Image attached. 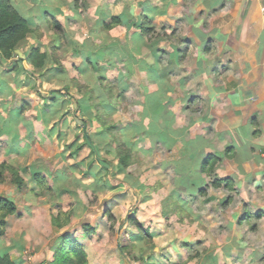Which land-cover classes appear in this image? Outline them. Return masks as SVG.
<instances>
[{
	"label": "rangeland",
	"instance_id": "rangeland-1",
	"mask_svg": "<svg viewBox=\"0 0 264 264\" xmlns=\"http://www.w3.org/2000/svg\"><path fill=\"white\" fill-rule=\"evenodd\" d=\"M67 1L70 6L52 9L64 24L68 44L72 42L58 53L60 62L69 69L65 80L64 73L57 74L55 68L29 78L9 73L7 66L0 65V76L7 84L0 83V162L19 168L25 179L22 190L10 182L8 172L0 183V196L17 205V211L7 216L4 234L0 235V252L8 251L19 264H31L32 256L47 247V262L49 255L53 257L58 238L69 231L84 244L93 263L147 264L135 258L143 253L145 258L170 261L168 264H264V215H259L256 204L259 193L235 187L236 183L230 188L215 186L214 180H224L226 174L202 172L201 163H196V147L192 141L186 143L194 139L191 137L196 130L208 129L210 77L206 71L202 73L208 61L200 59L199 54L206 49L209 56L221 54V46L214 39L204 44L194 41L196 29L192 25L198 18L192 12V0L180 8L184 10L177 21L176 9L165 14L156 8L155 13L146 11L151 2H156L158 8L156 0H77L76 7V0ZM15 2L22 11L31 7L29 0ZM102 11H107L108 20L123 12L137 22L151 18L162 37L157 47L164 52H158L157 47L151 49L149 39L135 38L134 28L116 25L105 30L99 24ZM166 14L173 19L171 23L163 21L166 16H158ZM203 16L199 24L202 27L207 23V14ZM52 34L47 31L41 42L48 43ZM78 48L79 54L75 51ZM85 55L99 63L107 77L104 85L77 70V66H85ZM88 78L99 90L111 88L115 96L124 94L119 101L111 99L116 111L104 115L115 124L106 140L95 135L102 128L95 119L96 109L101 108L98 99L89 100L91 93L79 91L74 81L84 84ZM65 82L71 83L70 96L62 93ZM53 95L56 101L50 100ZM82 98L92 106L77 109L75 100ZM157 100L165 102L167 108L154 116L148 106ZM24 104L28 106L22 119H16L18 108ZM42 110L47 112L48 122ZM166 122L169 136L175 139L170 145L156 135L166 128ZM127 126L131 133L126 139L122 129ZM84 129L100 143L101 158L115 167L108 169L109 164L100 162L88 145L72 153L68 145L76 140L84 143ZM204 136L201 146L210 141L206 132ZM124 140L131 158L127 166L120 163L117 149ZM14 147L16 151L8 152ZM34 172L41 173L53 190L40 187ZM105 181L109 188L104 187ZM202 189L206 193H201ZM61 209L73 210L74 215L68 225L57 228L51 218ZM107 209L113 212L115 222L105 214ZM247 211L250 216L243 218ZM134 214L144 228L156 234L152 243H146V249L138 242L139 235L133 236L137 230L129 217ZM85 223L92 224L94 231L82 238Z\"/></svg>",
	"mask_w": 264,
	"mask_h": 264
},
{
	"label": "crops",
	"instance_id": "crops-1",
	"mask_svg": "<svg viewBox=\"0 0 264 264\" xmlns=\"http://www.w3.org/2000/svg\"><path fill=\"white\" fill-rule=\"evenodd\" d=\"M156 1L158 8L156 2H151L146 11L155 13L153 9L156 8L155 11L165 14L176 9L177 21L184 10L180 8L190 0ZM191 8L198 18L191 26L196 29L192 34L194 41L204 44L214 39L221 46V54L209 56L207 49L199 54L200 59L208 61L202 73L206 71L210 77L206 110L208 129L196 130L191 137L194 139L186 143L192 141L196 147V163L203 162L207 153L218 157L213 172H224L233 187L236 183L235 187L256 190L254 194L259 193L256 204L259 213L264 214V157L261 154L264 149V0H192ZM203 14H207L204 27L199 25L206 17ZM158 16H166L162 18L165 22L173 21L170 14ZM214 51L215 48L210 53ZM200 73H197L198 78ZM214 76L219 79L215 80ZM205 132L210 141L201 146ZM89 236L85 234L82 238ZM46 248L32 256L31 264H45ZM87 253L91 264H99L93 263L88 250Z\"/></svg>",
	"mask_w": 264,
	"mask_h": 264
},
{
	"label": "trees",
	"instance_id": "trees-1",
	"mask_svg": "<svg viewBox=\"0 0 264 264\" xmlns=\"http://www.w3.org/2000/svg\"><path fill=\"white\" fill-rule=\"evenodd\" d=\"M77 2L78 1L76 0L75 7L77 5ZM29 4L31 5V7L27 8L25 11H22L15 0H0V65L7 66V72L9 73L16 72V74H26L29 78H36L38 75H44L45 70L55 68L57 74L61 75L64 73L65 80V73L69 74V69L60 62L58 53L60 52L61 47L66 48V46L68 45L71 46L72 42L69 41L68 44L64 24L57 18V13L55 12L59 11L60 7L64 5L70 6V3L67 0H29ZM53 8H55V10H59H56L54 12L52 11ZM101 14L102 16L99 20V24L107 31L111 30L116 25H125L128 29L134 28L136 31L139 30L138 32H134L135 38L137 37L141 40L142 38L149 39L151 49L153 50H155L154 48L157 47L161 41L160 38L162 37H160V34L157 33V27L151 23V18L145 17V19H143L141 22H137L130 19V14L123 12L120 15H112L110 20H108L106 11H102ZM47 31H53V34L48 43L43 44L41 40L43 39ZM30 39L34 40V42L31 43ZM18 49L23 51L24 58L19 57V54L16 52V50ZM158 49V52H164V49L162 47H159ZM75 51H78L77 54H79L81 53V48H78V50ZM179 53L182 55L180 50H178V54ZM182 57L183 55L180 57V59ZM84 62L85 66H77V70L79 71V73L82 75L89 74L90 77L93 76V78L95 77L99 79L102 83L101 85H104L103 82L107 77L104 74V71L101 69L99 63L92 60L88 55H85ZM91 66H93V72L89 73V68H91ZM148 68L152 69L150 66ZM70 81L72 83L73 80ZM74 81L79 86V91H83L85 89L87 92L91 93V96H89L88 98L89 100H92L94 98L98 99L96 103L100 105L101 108L96 109L97 113L95 119L101 123L102 128H100L98 134L95 135L105 139L106 135L112 131L115 124L109 123L104 115H111L113 111H116V105L110 102L111 99L119 101V99H122V96L124 94L118 93L115 96L113 95L111 88H103L102 90H99L98 88H96V86H92V84H94V81L89 80V78L88 80L86 79V83L84 84L79 83L76 80ZM0 83H4L5 85H7L4 81V77L1 76ZM71 83H64L65 86L62 93L67 96H70L69 91ZM88 99H76V108H81L82 110V108L86 109L88 107H91L92 105L88 104ZM50 100L56 101L57 96H50ZM95 105L96 104H94V106ZM27 106L28 105L24 104L20 108H18V111L16 113L17 116H15L16 119H22V115ZM55 108L56 107H54V111ZM166 108V103L162 102L161 100H157L148 106L149 112L154 116L161 115L164 111H166ZM42 111L44 112L45 116L44 121L48 122V116H46L47 112H45L44 110ZM82 121L84 123H89L88 121ZM168 126L169 125L166 122V128L162 131L157 132L156 135L160 140H168V144L170 145V142H175V139L169 136ZM129 128L130 127L127 126L122 129L123 136L126 139L131 133ZM84 137V143L79 144V141L76 140L75 142L68 145V148L72 151V153L77 154L80 149H82L85 145H88L90 148H92L94 154L96 155L95 157L98 158L100 162H102L103 164H109L108 169L112 166L115 167L112 162H108L107 160L101 158L100 143L96 142L93 136H91V134L87 132L86 129H84ZM117 149L119 151L120 163L123 166H127L131 158L126 148V141L123 142V144L118 145ZM16 150L17 149L15 147L9 148L8 152ZM108 151H110V149H108ZM217 162L218 157H213V155L204 157L203 162H201V171L205 174H210L213 171V166ZM6 172L9 173L10 182H12V184H14L18 190H22L23 186L25 185V179L20 174L19 168L6 161L0 162V183L6 180ZM34 177L40 187L45 188L49 191L53 190L51 186H48L45 177L41 175V173L34 172ZM213 184L215 186H219L222 184L223 186H227L229 188L233 185L230 178H226L224 180L215 179ZM109 186V183H106L105 181L104 187L109 188ZM111 187L114 188L115 186L111 184ZM201 193L204 194L206 193V191L202 189ZM16 211L17 205L12 199L0 196V235L4 234V227L7 224V216L9 214L15 213ZM105 214L108 215L110 221L115 222V216L111 210L107 209L105 211ZM73 215V210L64 211L61 209L57 214L52 215V224L57 228H63L70 223ZM259 215L264 214L259 213ZM249 216L250 213L248 211L243 214V218H248ZM129 221H131L132 225L135 226L137 230V232H135L133 236H135V234L137 233L140 237L138 239V242L143 243L142 248L146 249V243H152L156 234L152 232L150 228H144L135 214L129 217ZM82 228L85 231L86 235H91V233L94 231V227L89 223L83 224ZM133 236H129V239L131 241H133ZM52 251L53 257L51 259H48L46 264H91L88 259V253L84 248V244L80 243L77 237L72 235V232L68 231L62 233ZM135 258H138L147 264H168L170 262H163L161 260L159 262H155L150 256H147L145 258L143 253H140V255H138V257L136 256ZM0 264L19 263L11 256L8 251H3L0 252ZM174 264L183 263L178 262Z\"/></svg>",
	"mask_w": 264,
	"mask_h": 264
},
{
	"label": "water",
	"instance_id": "water-1",
	"mask_svg": "<svg viewBox=\"0 0 264 264\" xmlns=\"http://www.w3.org/2000/svg\"><path fill=\"white\" fill-rule=\"evenodd\" d=\"M16 52L21 56V57H24L22 51L20 49L16 50Z\"/></svg>",
	"mask_w": 264,
	"mask_h": 264
},
{
	"label": "built area",
	"instance_id": "built-area-1",
	"mask_svg": "<svg viewBox=\"0 0 264 264\" xmlns=\"http://www.w3.org/2000/svg\"><path fill=\"white\" fill-rule=\"evenodd\" d=\"M262 155L264 156V149L262 150Z\"/></svg>",
	"mask_w": 264,
	"mask_h": 264
}]
</instances>
